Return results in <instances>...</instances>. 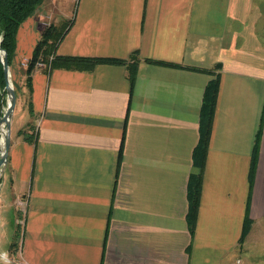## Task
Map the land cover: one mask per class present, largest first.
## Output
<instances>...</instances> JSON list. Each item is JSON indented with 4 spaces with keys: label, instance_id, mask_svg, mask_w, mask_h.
<instances>
[{
    "label": "crops",
    "instance_id": "0c3cea01",
    "mask_svg": "<svg viewBox=\"0 0 264 264\" xmlns=\"http://www.w3.org/2000/svg\"><path fill=\"white\" fill-rule=\"evenodd\" d=\"M65 22L57 56L123 63L40 67L28 84L43 31ZM11 75L3 264H233L247 251L264 220V0H44L18 30Z\"/></svg>",
    "mask_w": 264,
    "mask_h": 264
},
{
    "label": "trees",
    "instance_id": "16d2710c",
    "mask_svg": "<svg viewBox=\"0 0 264 264\" xmlns=\"http://www.w3.org/2000/svg\"><path fill=\"white\" fill-rule=\"evenodd\" d=\"M44 0H0V39L1 47L7 53L9 64L12 71L13 57L16 49L17 33L21 25L33 15L36 9L41 6ZM71 22H65L61 26H48L42 33L40 41L37 43L32 57L28 60L26 75L27 83H31L32 75L36 68H40L41 64L48 70L59 67H72L80 70H90L99 63L121 64L118 60H94V59H74L57 56V48L67 33ZM162 64V63H160ZM137 67L131 66L129 76L131 84L134 85ZM5 77L4 69L0 60V121L4 115L6 107L5 95ZM220 81L217 77L216 81L209 84L206 89L203 103V123L201 143L197 149L195 156L200 168V174L191 178L189 186L190 201V221L193 227L196 224L198 211L201 200L202 175L205 165V156L209 146V140L212 131L213 119L216 110L217 97L219 93ZM16 91V90H15ZM259 133L257 135V138ZM256 151V150H255ZM252 221H248L243 229L242 241L245 240Z\"/></svg>",
    "mask_w": 264,
    "mask_h": 264
},
{
    "label": "water",
    "instance_id": "95a60500",
    "mask_svg": "<svg viewBox=\"0 0 264 264\" xmlns=\"http://www.w3.org/2000/svg\"><path fill=\"white\" fill-rule=\"evenodd\" d=\"M0 60L4 69V77L6 82L5 95L6 107L4 115L0 121V135L3 137V145L0 148L2 154L0 157V176L4 172L8 163V154L11 142V121L16 108L17 96L11 75V67L7 53L1 47L0 40Z\"/></svg>",
    "mask_w": 264,
    "mask_h": 264
},
{
    "label": "rangeland",
    "instance_id": "374dc122",
    "mask_svg": "<svg viewBox=\"0 0 264 264\" xmlns=\"http://www.w3.org/2000/svg\"><path fill=\"white\" fill-rule=\"evenodd\" d=\"M14 88L16 90L15 83H14ZM30 102L32 103V101ZM36 114L37 111L33 106V109H31L30 112L28 111V118L31 119L32 117H35ZM2 176L3 173L0 176V185H1ZM254 228L255 229L251 236V240L246 245L247 251L238 252L233 264H264V220L259 224H257ZM1 252L2 250L0 248V254ZM237 260H239L238 263ZM0 264H3L1 259H0Z\"/></svg>",
    "mask_w": 264,
    "mask_h": 264
},
{
    "label": "bare ground",
    "instance_id": "6f19581e",
    "mask_svg": "<svg viewBox=\"0 0 264 264\" xmlns=\"http://www.w3.org/2000/svg\"><path fill=\"white\" fill-rule=\"evenodd\" d=\"M2 145H3V137L0 135V148L2 147ZM1 154H2V150H0V157H1Z\"/></svg>",
    "mask_w": 264,
    "mask_h": 264
},
{
    "label": "built area",
    "instance_id": "2783aa9c",
    "mask_svg": "<svg viewBox=\"0 0 264 264\" xmlns=\"http://www.w3.org/2000/svg\"><path fill=\"white\" fill-rule=\"evenodd\" d=\"M38 66H39V67H42L41 64H39ZM3 256H5V255H3ZM5 257H6V256H5ZM6 260H7L8 264H13L12 261H10L9 259H6Z\"/></svg>",
    "mask_w": 264,
    "mask_h": 264
}]
</instances>
